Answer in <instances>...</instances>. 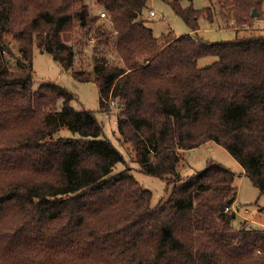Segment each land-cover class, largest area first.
I'll use <instances>...</instances> for the list:
<instances>
[{"label": "trees", "instance_id": "obj_1", "mask_svg": "<svg viewBox=\"0 0 264 264\" xmlns=\"http://www.w3.org/2000/svg\"><path fill=\"white\" fill-rule=\"evenodd\" d=\"M96 1L105 18L87 0H0V264H264V228L233 225L236 173L213 158L178 171L185 150L213 142L264 193V32L241 34L264 0H164L194 31L223 14L236 36L216 41L156 36L148 0ZM82 36L94 38L89 71L70 42ZM35 47L94 80L101 111L118 104L119 139L143 172L172 183L166 197L152 205L128 166L113 171L124 154L72 91L34 86Z\"/></svg>", "mask_w": 264, "mask_h": 264}, {"label": "rangeland", "instance_id": "obj_2", "mask_svg": "<svg viewBox=\"0 0 264 264\" xmlns=\"http://www.w3.org/2000/svg\"><path fill=\"white\" fill-rule=\"evenodd\" d=\"M89 8L94 17L98 15L102 18V7L96 0H87ZM190 1L184 0L183 5H188ZM195 8L203 9L210 6L209 0H193ZM154 11V15H150ZM146 22L150 25L156 36L171 31L175 35L190 33L200 37L216 41L221 39H231L236 36L235 30L228 26L224 20L223 14L217 12L215 21L210 22L205 16L199 18L200 28L197 31L192 30L186 22L177 15L172 7L164 0H148L147 6L143 11ZM251 31L264 32V14L255 16L247 29L241 31V34H249ZM86 41L85 44H81ZM75 48L79 50L76 55L75 66L80 70L89 71L92 68L93 42L94 38L86 40L80 37V40L73 38L70 40ZM17 47V42H13ZM217 57L214 55L202 57L199 60L201 65H206L214 61ZM34 68V86L36 87L42 81L50 80L58 82L75 94L71 104L76 109H91L103 124L106 137L121 150L126 158V162H118L113 171H119L128 166L134 173L136 179L149 190L152 191L151 204L156 205L161 199L167 196L168 185L167 177L155 176L143 172L138 161L134 160V152L129 143L119 139L120 134L117 127V114L119 106L116 102L109 100V109L101 111L99 105V86L94 80L79 81L73 77L71 71L65 70L62 65L56 61L52 55L37 47L34 49L33 58ZM61 106L62 102H59ZM60 133L63 136H75L68 127L61 128ZM214 145H208V144ZM178 163V171L182 176H189L203 169L207 160L213 158L223 163L236 173L235 184L238 187L236 202L231 207L236 216L233 219L235 227L248 226L255 228H264V193L253 184L251 179L245 174L241 164L233 155L222 145L208 142L198 147L187 149Z\"/></svg>", "mask_w": 264, "mask_h": 264}, {"label": "built area", "instance_id": "obj_3", "mask_svg": "<svg viewBox=\"0 0 264 264\" xmlns=\"http://www.w3.org/2000/svg\"><path fill=\"white\" fill-rule=\"evenodd\" d=\"M155 14V12L154 11H150V15H154ZM102 15L103 16H105V13L104 12H102ZM230 209L229 208H226V211H229Z\"/></svg>", "mask_w": 264, "mask_h": 264}, {"label": "water", "instance_id": "obj_4", "mask_svg": "<svg viewBox=\"0 0 264 264\" xmlns=\"http://www.w3.org/2000/svg\"><path fill=\"white\" fill-rule=\"evenodd\" d=\"M252 14H253L254 16L258 15V11H257L256 9H254L253 12H252ZM56 134H58V132H57ZM233 215H234V213H233Z\"/></svg>", "mask_w": 264, "mask_h": 264}, {"label": "crops", "instance_id": "obj_5", "mask_svg": "<svg viewBox=\"0 0 264 264\" xmlns=\"http://www.w3.org/2000/svg\"><path fill=\"white\" fill-rule=\"evenodd\" d=\"M208 145H214V144L210 143V144H208ZM243 170H244V169H243Z\"/></svg>", "mask_w": 264, "mask_h": 264}]
</instances>
